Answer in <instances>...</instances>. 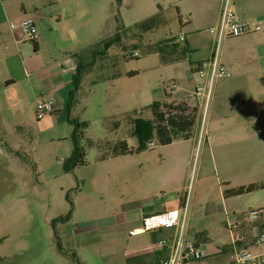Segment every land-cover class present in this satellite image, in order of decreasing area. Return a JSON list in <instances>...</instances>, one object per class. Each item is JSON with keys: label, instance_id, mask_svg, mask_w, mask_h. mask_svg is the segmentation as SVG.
I'll return each mask as SVG.
<instances>
[{"label": "rangeland", "instance_id": "obj_1", "mask_svg": "<svg viewBox=\"0 0 264 264\" xmlns=\"http://www.w3.org/2000/svg\"><path fill=\"white\" fill-rule=\"evenodd\" d=\"M203 2L65 0L66 4L75 3L80 15L85 13L90 43L95 46L125 31L127 47L111 48L107 58L83 73L71 115L88 125L81 141L87 165L70 173L64 170V162L74 151L75 128L68 122L67 109L49 117L51 123L39 121L36 108H11L1 99L0 264H158L156 257H137L136 253L158 239L170 238L173 231L134 235L130 222L155 201L172 198L176 190L178 197L184 198L186 193L191 196L187 237L202 243L205 253L230 245L231 226L243 225L247 244L259 235L253 228L260 229L264 224V189L231 198L224 194L264 183V151H253L250 158H245L250 173L244 180L237 169L229 176L233 182L227 181L216 169L210 151L212 127L219 122L213 114L220 110L217 104L202 108L191 141L179 134L173 137L171 146L162 147L154 128L139 141L131 133L130 118L153 122L150 107L164 99L170 82H175L178 89L185 83L195 90V82H188L185 76L191 61L163 65L159 55L146 54L148 47L195 33L216 52L217 35L212 30L217 25L194 31L187 23L188 11ZM159 14L162 19L158 27L147 32L137 29ZM252 37L254 34L232 39L231 45L239 53L251 46L245 43ZM91 50L84 54V63L92 62ZM68 101L70 96H66ZM230 101L233 113H239L238 100L232 93ZM252 109L241 117L232 114L230 120L252 121L249 129L262 132L264 113ZM257 139L264 148V138ZM119 140H127L135 152L102 160ZM147 141L155 147L146 149ZM175 153L186 156L180 170L172 158ZM236 161L239 158L232 160ZM252 211H258L261 218L251 220ZM213 262L220 263L216 259Z\"/></svg>", "mask_w": 264, "mask_h": 264}, {"label": "crops", "instance_id": "obj_2", "mask_svg": "<svg viewBox=\"0 0 264 264\" xmlns=\"http://www.w3.org/2000/svg\"><path fill=\"white\" fill-rule=\"evenodd\" d=\"M223 5L224 0H204L199 5L200 8L196 4L194 9L188 11L189 27L194 31L204 26L218 27ZM233 9L239 19L253 20L262 29L255 33L254 37L247 39L245 44L251 46L243 48L239 53L231 45V40L235 38H227L221 45L223 47L220 50V62L228 67L233 75L229 79L220 80L223 81L221 83L216 82L213 89L210 106L212 108L215 103L220 110L213 113L219 122L216 127H212L210 151L216 169L230 182L233 180L229 176L237 169L240 179L244 180L250 173L246 168L245 158H250L253 151L259 152L261 149L264 151L257 139L264 138V131L249 129L254 124L252 121L230 120L232 114L241 117L250 107H253L254 112L264 113V0H233ZM30 17H36L38 28L36 42H28L22 34L12 32L10 29V24L20 23ZM88 28L85 13L80 15L75 3L66 4L65 0H0V106L2 99L8 107L32 110L42 97H51L55 100V111L44 120L53 123V120L48 118L61 113L69 104V101L66 103V96H70L73 91V77L78 68L75 56L77 54L84 56L94 46L88 41L89 34L86 32L87 29L89 33ZM185 37L186 44L192 52L187 60L191 61V69L187 70L185 76L188 82H195V90L185 87L184 83L171 100L190 101L199 107V117L202 108H206V101L204 98L194 97L197 86L202 83L197 70L200 64L212 60L215 52L212 47L206 46L197 34ZM192 55L197 58L193 59ZM90 69L92 68L87 70ZM231 93L238 100L236 102L239 105V113H233L230 108ZM162 101L164 99L160 102ZM249 102L253 105L249 106ZM255 124H260V121ZM192 140L198 142V138ZM120 141H126L129 147L127 140L118 142ZM253 141H256L255 146L252 145ZM236 157L240 161H236L235 164L232 160H236ZM172 158L177 165L176 168L180 170L186 156L175 153ZM178 192L172 191V198L162 197L160 201H155L152 206L137 215L134 221L130 222L133 226L131 231L141 229L139 224H143L144 219L163 214L181 205L183 198L176 195ZM256 230L259 228H253L254 232ZM243 231V225H239V232L245 240ZM196 244L202 247V243ZM249 250L253 254H261L264 252V246L254 244ZM206 254L207 258L201 264H216L213 262L215 259L220 263L229 264L233 256L230 250L225 251L222 247ZM152 257L157 258L155 255ZM157 263L161 264L160 261Z\"/></svg>", "mask_w": 264, "mask_h": 264}, {"label": "built area", "instance_id": "obj_3", "mask_svg": "<svg viewBox=\"0 0 264 264\" xmlns=\"http://www.w3.org/2000/svg\"><path fill=\"white\" fill-rule=\"evenodd\" d=\"M12 32L20 33L28 42L38 40V28L36 17H30L20 23L10 24ZM261 26L253 20H241L233 9V0H224L220 23L216 30L217 50L212 60L199 65L197 75L202 83L197 86L194 97L204 98L206 107L210 104L214 86L218 80L229 79L232 72L220 62V50L223 41L227 38H240L261 31ZM1 35V32H0ZM178 42H186V37L180 35ZM168 94L173 96L178 86L175 82L168 84ZM55 111V100L51 97H42L36 105V115L39 121L45 119ZM155 147V143L149 144V148ZM191 204V196L186 193L179 208L160 215L144 219L143 227L132 231L134 235L142 233H156L162 231H173L170 238H162L146 246L136 253L137 257L147 255H161V264H201L207 258L203 248L190 241L187 237L188 214ZM260 217L258 211H252L250 219L255 221ZM231 241L233 256L229 264H264V252L253 254L249 249L239 247L243 237L239 232V225L231 226ZM255 246H264V233L257 236ZM224 264V263H216Z\"/></svg>", "mask_w": 264, "mask_h": 264}, {"label": "trees", "instance_id": "obj_4", "mask_svg": "<svg viewBox=\"0 0 264 264\" xmlns=\"http://www.w3.org/2000/svg\"><path fill=\"white\" fill-rule=\"evenodd\" d=\"M161 14L156 15L149 20L139 24L137 29L142 32L151 31L161 24ZM125 31H118L112 37L98 42L92 48V62L84 63L83 56L77 54L75 57L78 60V68L73 77V91L70 93V101L67 106V119L70 124L75 128L73 141L74 151L70 159L64 162V170L68 173L76 170L78 167L87 165V154L85 149L81 145L82 139H84V131L88 125L86 123H79L72 118L71 112L73 109L74 98L77 95L81 84L84 71L89 68L95 67L98 60L107 58L109 50L113 47H119L126 49L124 43ZM191 50L186 44L178 42V38H170L164 40L154 46L148 47L146 54H157L160 57V61L163 65H175L181 62L189 60L191 56ZM172 96L165 92V98L162 102L154 103L150 109L153 116V122L145 121L144 119H129L131 124V133L138 141L142 139L145 134H149L154 128L156 130L157 139L161 146H168L174 142V136L179 134L184 135L185 140H189L192 136L193 130L197 123L199 107L194 106L190 101H174L171 100ZM118 129V124L114 126ZM148 141L145 143V148H149ZM135 151L128 147L126 141H120L115 144L113 152L111 154H103L102 160L107 159L109 156L120 157L125 155H132ZM257 189H264V183L260 185H251L249 187H241L237 189L227 190L224 194L225 198L237 197L247 193H251ZM264 233V224L260 226L259 234ZM258 236V235H257ZM256 236V238H257ZM256 238H254L249 244L246 240L239 242V247L249 249L255 244ZM223 250H230L233 253L232 246H223ZM157 256V261H162L161 255Z\"/></svg>", "mask_w": 264, "mask_h": 264}]
</instances>
